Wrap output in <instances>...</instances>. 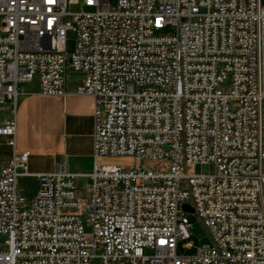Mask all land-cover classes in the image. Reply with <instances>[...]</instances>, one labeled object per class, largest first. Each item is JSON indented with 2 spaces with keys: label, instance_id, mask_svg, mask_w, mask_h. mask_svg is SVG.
Here are the masks:
<instances>
[{
  "label": "built area",
  "instance_id": "1",
  "mask_svg": "<svg viewBox=\"0 0 264 264\" xmlns=\"http://www.w3.org/2000/svg\"><path fill=\"white\" fill-rule=\"evenodd\" d=\"M66 70L94 101L93 169L80 193L57 164L26 198L19 84L63 96ZM0 104V264H264V0H0Z\"/></svg>",
  "mask_w": 264,
  "mask_h": 264
},
{
  "label": "crops",
  "instance_id": "2",
  "mask_svg": "<svg viewBox=\"0 0 264 264\" xmlns=\"http://www.w3.org/2000/svg\"><path fill=\"white\" fill-rule=\"evenodd\" d=\"M76 83L69 86L65 78V94L49 96L40 93L37 76L19 84L16 102V149L29 152L28 174L17 177L31 178L35 191L24 195L33 197L38 189V173L52 172L57 164L66 163L76 175V186L84 184L93 169V107L91 96L74 92ZM11 114L7 104H0V123ZM13 148L7 137L0 134V164L8 161ZM21 192V191H20ZM22 194V193H21Z\"/></svg>",
  "mask_w": 264,
  "mask_h": 264
},
{
  "label": "rangeland",
  "instance_id": "3",
  "mask_svg": "<svg viewBox=\"0 0 264 264\" xmlns=\"http://www.w3.org/2000/svg\"><path fill=\"white\" fill-rule=\"evenodd\" d=\"M75 46V33L72 30L67 31V36H66V43H65V55L67 57V60H69L70 54L73 52ZM66 82L69 86L73 85L74 83H77L81 78L82 75L79 72H74L71 70H66ZM100 163H105V164H117L120 166H128L131 164H134L132 160L129 158H123V157H117V156H105L100 158ZM213 168L212 166L207 167V166H197L196 171L197 172H207V171H212ZM18 187L21 191L22 194H32L35 191L36 188V182L34 179L31 178H20L18 181ZM77 190L82 193L84 191L83 185L78 184L76 186ZM187 221L189 223V228H190V239L193 240L195 245H198L199 243L206 242L207 235L206 232L202 226V223L196 216L194 212H185L184 213ZM5 237L0 235V244L3 243ZM193 250H184L181 249L180 247L178 248L179 253H184V254H189Z\"/></svg>",
  "mask_w": 264,
  "mask_h": 264
},
{
  "label": "water",
  "instance_id": "4",
  "mask_svg": "<svg viewBox=\"0 0 264 264\" xmlns=\"http://www.w3.org/2000/svg\"><path fill=\"white\" fill-rule=\"evenodd\" d=\"M181 208H182V210L185 211V212H193L192 207H191L189 204H187V203H183V204L181 205Z\"/></svg>",
  "mask_w": 264,
  "mask_h": 264
}]
</instances>
